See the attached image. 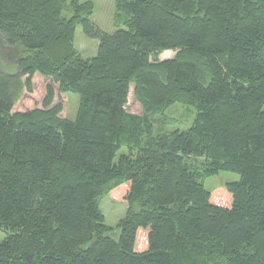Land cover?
<instances>
[{"label": "trees", "instance_id": "16d2710c", "mask_svg": "<svg viewBox=\"0 0 264 264\" xmlns=\"http://www.w3.org/2000/svg\"><path fill=\"white\" fill-rule=\"evenodd\" d=\"M114 2L107 33L90 1L0 0V264H264V0ZM36 73L79 95L74 120L52 85L12 111ZM175 103L194 119L165 131ZM221 171L240 179L206 190Z\"/></svg>", "mask_w": 264, "mask_h": 264}, {"label": "rangeland", "instance_id": "374dc122", "mask_svg": "<svg viewBox=\"0 0 264 264\" xmlns=\"http://www.w3.org/2000/svg\"><path fill=\"white\" fill-rule=\"evenodd\" d=\"M90 1L93 3L94 11L91 21L99 27L102 31L112 33L115 31L113 26V15L115 11L114 0H81ZM75 48L80 55L85 58H91L96 55L98 48V40L88 38L84 35L81 25H77L74 40ZM174 51H165L159 59H167L173 57ZM47 85H52L55 93L53 105L60 104L62 106L61 117L74 120L79 107L80 97L77 93H61L58 86L53 84L49 78H46L39 73L32 77L33 91L31 93L24 90L16 102L15 110H31L34 108L42 107V100L45 96ZM264 109V105H263ZM126 110L130 113L141 114L142 108L135 100L133 95V87L131 86L126 104ZM164 115L170 119V122L164 126L165 131L184 130L191 126L195 116V109L192 106L175 103L165 110ZM126 151V148H121L117 151L116 158ZM240 176L234 172L221 171L213 176H207L202 179L203 187L206 190H212L217 186L224 185L225 183L239 181ZM99 208L102 211L105 224L112 228L108 233L113 239L119 237V229L117 228L118 222L124 218L127 211V206L123 201L114 199L113 197L103 194L100 199ZM6 234L0 230V242L5 238Z\"/></svg>", "mask_w": 264, "mask_h": 264}, {"label": "crops", "instance_id": "0c3cea01", "mask_svg": "<svg viewBox=\"0 0 264 264\" xmlns=\"http://www.w3.org/2000/svg\"><path fill=\"white\" fill-rule=\"evenodd\" d=\"M16 109V104L14 105V107H13V112H15V111H22V110H15ZM24 111H26V110H24Z\"/></svg>", "mask_w": 264, "mask_h": 264}]
</instances>
